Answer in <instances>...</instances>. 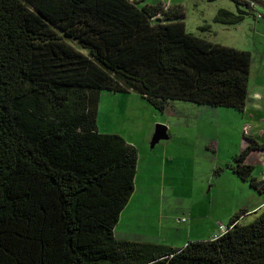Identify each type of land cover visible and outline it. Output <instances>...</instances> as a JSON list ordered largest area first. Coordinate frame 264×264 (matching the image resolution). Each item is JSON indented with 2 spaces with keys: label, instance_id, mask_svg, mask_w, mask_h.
Wrapping results in <instances>:
<instances>
[{
  "label": "trees",
  "instance_id": "trees-1",
  "mask_svg": "<svg viewBox=\"0 0 264 264\" xmlns=\"http://www.w3.org/2000/svg\"><path fill=\"white\" fill-rule=\"evenodd\" d=\"M237 24L264 0H232ZM255 13V14H254ZM180 5L0 0V264H264V210L182 247L119 239L138 149L97 127L103 91L242 110L252 54L187 31ZM207 28V26L203 27ZM229 167L264 194L243 135Z\"/></svg>",
  "mask_w": 264,
  "mask_h": 264
},
{
  "label": "rangeland",
  "instance_id": "rangeland-1",
  "mask_svg": "<svg viewBox=\"0 0 264 264\" xmlns=\"http://www.w3.org/2000/svg\"><path fill=\"white\" fill-rule=\"evenodd\" d=\"M159 2L164 6L180 5L184 11L183 21L187 31L197 36L255 53H260L264 49V38L256 32L258 28L254 27L259 20L264 22V15L256 18L257 21L248 14L237 24L216 21L215 16L219 8L237 10L232 0H159ZM259 10L264 14L263 9ZM205 26L207 28H203ZM207 109L202 106L198 108L193 102L175 100L170 101L165 109L159 110L135 91H103L100 95L97 127L101 132L124 134L139 142L141 157L137 178L138 195L142 187L144 188L143 184L155 179L154 170L147 169L148 155L163 158L165 154L170 156L172 152L176 159L182 160L186 169H164L168 189L174 185L173 193H177L189 188L190 191H195L196 195L201 193L204 198L211 184L218 178L216 171L224 169L232 173L227 163L232 162L234 156L232 154L237 150L234 121L231 122L229 117L221 115L228 121L222 120L219 126L205 125L203 120L208 121L209 115ZM157 124L167 127L168 138L161 139L151 146ZM143 145L145 147H142ZM185 158L186 160H183ZM259 170L261 169L257 165L253 173L259 175ZM223 178L224 175L220 177L221 181ZM137 201L138 198L135 196L129 208L137 206ZM253 218L254 216H247L242 222H249Z\"/></svg>",
  "mask_w": 264,
  "mask_h": 264
},
{
  "label": "crops",
  "instance_id": "crops-1",
  "mask_svg": "<svg viewBox=\"0 0 264 264\" xmlns=\"http://www.w3.org/2000/svg\"><path fill=\"white\" fill-rule=\"evenodd\" d=\"M144 2L154 4L159 3V0L156 2L144 0ZM251 15L254 20L259 18L257 15ZM263 15L262 13L261 17ZM254 27L258 28L256 32L264 38V22L259 20ZM251 54L247 98L242 110L195 103L198 108L201 106L208 108L206 110L209 114L207 116L208 121L203 120L205 125L218 124L219 126L222 120L228 121L227 118L223 119L221 115L229 117L231 122L234 121L237 141V150L235 154H232L234 156L240 152L246 143L244 134L251 136L258 143H264V49L260 53L251 52ZM256 54L260 55L256 56ZM245 127H247V131L244 132ZM122 136L128 143L137 147L138 160L133 193L121 211L115 226L117 238L182 247L190 240L211 239L218 228V224H228L230 218L240 209L247 211L239 219L241 222L247 216L255 217L257 213L264 210V194L257 191L248 181L239 178L233 170H231L232 173H228L224 169H219V172L216 171L218 178L211 184L204 198H202L201 193L196 195V192L190 191L189 188H185L183 192L173 193L175 187L171 185V189H168L164 169H186V166L180 158L176 159L172 152H170V156L165 154L163 158L148 155L147 169L154 170L155 179L143 184L144 188L142 187L140 195H138L137 178L141 157L140 145L133 138L124 134ZM232 162L227 163V166L229 167ZM247 162L252 163L254 169L257 165L259 166L260 174L253 173V175L257 179H263L264 150L252 152L247 157ZM223 175L224 178L221 181L220 177ZM135 196L138 198L137 206L133 205L129 208ZM166 207L168 208L166 209ZM198 207L199 209H197ZM183 217L186 219L182 220Z\"/></svg>",
  "mask_w": 264,
  "mask_h": 264
},
{
  "label": "water",
  "instance_id": "water-1",
  "mask_svg": "<svg viewBox=\"0 0 264 264\" xmlns=\"http://www.w3.org/2000/svg\"><path fill=\"white\" fill-rule=\"evenodd\" d=\"M167 137H168L167 127L163 124H157L155 132H154L152 140H151V146H153L159 140L165 139Z\"/></svg>",
  "mask_w": 264,
  "mask_h": 264
},
{
  "label": "built area",
  "instance_id": "built-area-1",
  "mask_svg": "<svg viewBox=\"0 0 264 264\" xmlns=\"http://www.w3.org/2000/svg\"><path fill=\"white\" fill-rule=\"evenodd\" d=\"M256 13L257 16L261 17L262 14L260 12H256ZM245 131H247V127L244 128V132ZM185 219H186L185 217L182 218V220ZM228 227H229L228 224H223V223L218 224V228L215 231L214 235L212 236V239H216L217 237H219L222 233H224L228 229Z\"/></svg>",
  "mask_w": 264,
  "mask_h": 264
}]
</instances>
